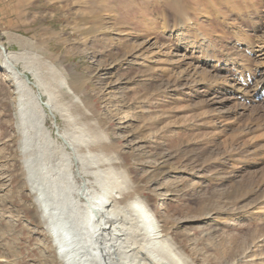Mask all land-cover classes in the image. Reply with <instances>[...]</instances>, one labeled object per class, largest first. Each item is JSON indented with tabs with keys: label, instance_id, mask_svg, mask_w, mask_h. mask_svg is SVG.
<instances>
[{
	"label": "rangeland",
	"instance_id": "rangeland-1",
	"mask_svg": "<svg viewBox=\"0 0 264 264\" xmlns=\"http://www.w3.org/2000/svg\"><path fill=\"white\" fill-rule=\"evenodd\" d=\"M183 1L188 17L176 25L173 0H0L1 44L64 69L132 185L195 264H215L235 237L246 244L228 264H264V232L249 239L252 221L264 228V182L255 203L232 196L264 173V95L230 93L243 90L240 70L255 73L251 92L264 80V0ZM12 90L0 61V254L11 243V261L45 264L55 252L24 182ZM47 122L54 136L63 130L60 119Z\"/></svg>",
	"mask_w": 264,
	"mask_h": 264
},
{
	"label": "bare ground",
	"instance_id": "bare-ground-1",
	"mask_svg": "<svg viewBox=\"0 0 264 264\" xmlns=\"http://www.w3.org/2000/svg\"><path fill=\"white\" fill-rule=\"evenodd\" d=\"M191 1L199 7L202 3L208 7L214 2ZM183 2L173 0L170 4V11L182 19H177L176 25L188 17ZM0 61L13 89L24 182L55 252L54 257L42 256L45 264H195L196 259L190 258L185 248L178 245L170 229L159 225L155 212L143 198L144 193L132 185L114 139L95 119L96 113H89L90 117L85 112L86 105L77 95V89L69 84L64 69L34 52L8 51L1 44V38ZM205 73L210 75L208 71ZM261 81L252 92L251 86L241 90L239 84L230 93L256 100L264 92V80ZM144 87L149 89L148 85ZM49 115L56 124L59 119L62 122L63 130L57 131V136L48 127ZM255 178L251 175L248 182L251 191L244 189L246 185H234L232 196L251 194V201L255 203L260 199L257 191L264 182V173L259 180ZM205 210V207L198 209ZM2 230L0 236H3ZM250 232L251 242H256L255 239L259 242L257 238L263 237L264 228L252 221ZM238 240L235 237L230 248L224 247L215 254V264H228L227 259L235 248L246 244L245 240ZM46 244L43 243L45 248ZM7 246L8 255L0 254V257L17 264L10 259L16 252L12 249L14 245Z\"/></svg>",
	"mask_w": 264,
	"mask_h": 264
}]
</instances>
